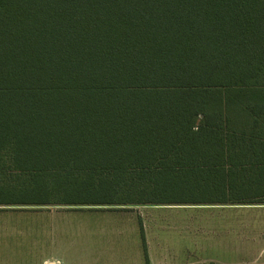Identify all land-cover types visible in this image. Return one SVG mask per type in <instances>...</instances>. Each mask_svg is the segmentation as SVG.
<instances>
[{"label":"trees","instance_id":"obj_1","mask_svg":"<svg viewBox=\"0 0 264 264\" xmlns=\"http://www.w3.org/2000/svg\"><path fill=\"white\" fill-rule=\"evenodd\" d=\"M216 205L264 206V0H0L3 210Z\"/></svg>","mask_w":264,"mask_h":264},{"label":"rangeland","instance_id":"obj_2","mask_svg":"<svg viewBox=\"0 0 264 264\" xmlns=\"http://www.w3.org/2000/svg\"><path fill=\"white\" fill-rule=\"evenodd\" d=\"M189 208L194 207L135 206L124 211L88 207L73 210L66 207H22L3 210L0 207V235L4 236L0 237V245L3 246L0 257L5 260L0 264H41L39 261L42 257L53 254L46 250V241H37L36 235L42 234H54L56 239H66L55 241L56 256H60L62 251H67L71 256H78L80 246L92 242L67 239L80 238L81 235H99L96 243L104 247L101 251L106 254L109 251L108 240L115 238L112 235L116 233L123 237H131L133 234L139 242L136 235L139 233L138 217L143 220L144 231L152 239L153 245L170 243L176 248L184 243L179 241L175 234L189 233L196 227L202 232L208 227L206 225L208 223L220 228L227 225L229 220L231 232H242V241L239 242L242 243V264H264V210L251 209L254 207H242L239 211ZM241 220L242 228L236 225ZM220 232L222 231H217L215 234ZM159 234V237L165 234L167 235L165 238L171 240L161 241L157 239ZM124 239L125 243L132 245L129 239ZM231 244L232 249H239L236 247L238 246L236 242L233 241Z\"/></svg>","mask_w":264,"mask_h":264},{"label":"crops","instance_id":"obj_3","mask_svg":"<svg viewBox=\"0 0 264 264\" xmlns=\"http://www.w3.org/2000/svg\"><path fill=\"white\" fill-rule=\"evenodd\" d=\"M193 209L210 210V211H239L242 207H254L251 209L264 210V206H229V205H216V206H192ZM207 220V219H205ZM142 224L143 220L141 219ZM138 222V219H137ZM207 222V221H206ZM198 225V223H197ZM208 227L205 231L199 232L197 227L191 232H181L175 234L179 241L184 244H179L178 247L172 246L170 243H162L153 245L151 243L150 236L144 231L145 242L147 246V253L149 264H242V232H231V221L228 220L227 225L212 226V224H206ZM205 225V226H206ZM238 227L242 228V220L237 222ZM194 228V227H193ZM144 229V228H143ZM139 230V228H138ZM217 231H222L219 234ZM136 232V231H135ZM135 235V234H134ZM139 242L136 241V237L133 234L123 237L121 234L116 233L112 235L115 238H109L110 244L107 245L109 251L103 254L101 251L104 247L99 246V235H81L80 238L67 239L68 241H81L92 243L83 244L80 246L79 255H69L67 251H62L61 255H54L56 253L55 241L66 240L56 239L54 234H42L36 235L37 241H46V250L51 254L42 257L39 263L41 264H144L142 243L140 234H136ZM161 241H170V238H165L167 235L161 234L159 237ZM0 237H4L3 235ZM100 237V236H99ZM129 237V238H128ZM156 237V236H155ZM129 239L132 243H125V239ZM134 238V240H133ZM204 241V242H203ZM236 242L239 249H232L231 242ZM95 242V243H93ZM203 242V243H202ZM3 246L0 245V252ZM44 248V245L42 246ZM134 249V250H133ZM174 253V254H171ZM5 260L0 257V262Z\"/></svg>","mask_w":264,"mask_h":264}]
</instances>
